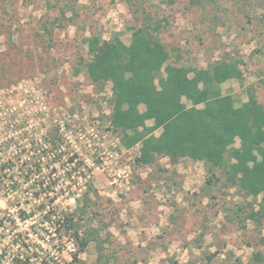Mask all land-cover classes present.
<instances>
[{
    "label": "rangeland",
    "instance_id": "rangeland-1",
    "mask_svg": "<svg viewBox=\"0 0 264 264\" xmlns=\"http://www.w3.org/2000/svg\"><path fill=\"white\" fill-rule=\"evenodd\" d=\"M144 27L171 65L240 62L223 95L264 105V0H0V264H264V222L252 217L261 198L224 168L140 165L133 150L121 165L130 182L110 186L101 171L94 149L122 134L112 83L88 78L83 40L129 45ZM74 126L96 127L92 148Z\"/></svg>",
    "mask_w": 264,
    "mask_h": 264
},
{
    "label": "trees",
    "instance_id": "trees-1",
    "mask_svg": "<svg viewBox=\"0 0 264 264\" xmlns=\"http://www.w3.org/2000/svg\"><path fill=\"white\" fill-rule=\"evenodd\" d=\"M83 42L91 55L88 78L94 84L112 83L111 126L122 134L124 148L140 146L138 164L161 157L224 168L232 184L261 198L252 217L264 222V105L251 93L248 102L236 106L221 88L242 79L240 62L200 70L171 65V52L148 27L135 28L129 45L119 36L93 35ZM149 120L153 126H147ZM237 140L240 146L234 147ZM255 258L264 262L260 253Z\"/></svg>",
    "mask_w": 264,
    "mask_h": 264
},
{
    "label": "built area",
    "instance_id": "built-area-1",
    "mask_svg": "<svg viewBox=\"0 0 264 264\" xmlns=\"http://www.w3.org/2000/svg\"><path fill=\"white\" fill-rule=\"evenodd\" d=\"M75 129L78 130L77 135L81 142L88 144L91 148L92 145L88 136L97 137L96 135V127L86 126L83 128L74 126ZM85 130V132L83 131ZM68 139L71 140V137L68 136ZM75 146L76 151H79L76 142L73 140L70 141ZM94 153L98 155V160L100 162V169L102 172L107 173L108 177V184L110 186H117L119 184L128 183L130 182L132 171L129 166H121L122 165V156L126 154H131L130 150H124L120 140H115L112 142L110 146H105L97 144V147L94 149ZM73 163L69 162V166L73 165ZM84 168V167H83ZM73 169L71 168L70 171L67 173V179L73 180L74 175ZM86 177V176H85ZM87 178V177H86ZM71 185L73 184L72 181ZM71 205L76 202V198L73 197L70 199Z\"/></svg>",
    "mask_w": 264,
    "mask_h": 264
},
{
    "label": "crops",
    "instance_id": "crops-1",
    "mask_svg": "<svg viewBox=\"0 0 264 264\" xmlns=\"http://www.w3.org/2000/svg\"><path fill=\"white\" fill-rule=\"evenodd\" d=\"M142 106H144V105H142ZM142 106H140V109H141V107ZM145 107V106H144ZM145 110H143V111H141V112H144ZM146 124H147V126H153V124H154V122H153V120H149V121H147L146 122ZM157 132H159V134L157 135V134H155V136H160V134H161V130H158ZM122 145V144H121ZM123 147V146H122ZM139 147V146H138ZM123 149L124 150H130L131 152L133 151V150H136V151H138V155L137 156H139V151H140V148H131V149H126V148H124L123 147ZM159 160L157 161V162H160V163H162V164H164V166L166 167V168H169V166H170V164H169V158H158Z\"/></svg>",
    "mask_w": 264,
    "mask_h": 264
}]
</instances>
